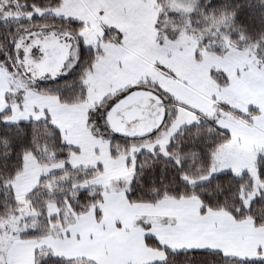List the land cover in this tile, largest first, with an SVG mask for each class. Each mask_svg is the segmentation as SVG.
Wrapping results in <instances>:
<instances>
[{
	"label": "snow or ice",
	"instance_id": "obj_1",
	"mask_svg": "<svg viewBox=\"0 0 264 264\" xmlns=\"http://www.w3.org/2000/svg\"><path fill=\"white\" fill-rule=\"evenodd\" d=\"M135 9L141 33L103 0H0V264H264V0ZM136 46L250 90L204 103L147 71L101 88ZM113 197L134 214L108 218Z\"/></svg>",
	"mask_w": 264,
	"mask_h": 264
},
{
	"label": "rangeland",
	"instance_id": "obj_2",
	"mask_svg": "<svg viewBox=\"0 0 264 264\" xmlns=\"http://www.w3.org/2000/svg\"><path fill=\"white\" fill-rule=\"evenodd\" d=\"M104 6L108 8L109 17H116V22H123L134 26L137 33L143 31L142 15L143 13L139 9L133 10L128 15H122L118 11V5L120 0H103ZM121 53L119 49L111 52L110 58H106L103 65V72L100 74L98 84L101 88H106L110 81L122 79L125 75L132 71H147L153 75L159 76L167 86L176 88L182 94L201 100L207 103L206 94L209 91L221 89L220 99L232 100L234 97H243L250 90L249 87H236L230 92H225L223 89L225 85H220L213 76H209L207 67L200 61L184 57L177 56L173 61H166L169 63L173 71L167 69H161L158 66L148 62V51L142 46L133 47L128 52V57L131 63L126 69H116L113 65V59L119 56ZM231 62L224 60L216 61L219 68L223 69ZM183 78H187L189 84L187 86L181 83ZM106 154V153H105Z\"/></svg>",
	"mask_w": 264,
	"mask_h": 264
},
{
	"label": "crops",
	"instance_id": "obj_3",
	"mask_svg": "<svg viewBox=\"0 0 264 264\" xmlns=\"http://www.w3.org/2000/svg\"><path fill=\"white\" fill-rule=\"evenodd\" d=\"M134 209L120 203L118 197H113L106 204V212L108 218L114 220L116 218H126L134 214ZM103 220L104 217H101Z\"/></svg>",
	"mask_w": 264,
	"mask_h": 264
},
{
	"label": "trees",
	"instance_id": "obj_4",
	"mask_svg": "<svg viewBox=\"0 0 264 264\" xmlns=\"http://www.w3.org/2000/svg\"><path fill=\"white\" fill-rule=\"evenodd\" d=\"M214 77V76H213ZM215 78V80L217 81V82H219L220 83V85H223V82L220 80V79H218L217 77H214ZM133 203L135 204L136 203V200L134 199L133 200Z\"/></svg>",
	"mask_w": 264,
	"mask_h": 264
}]
</instances>
